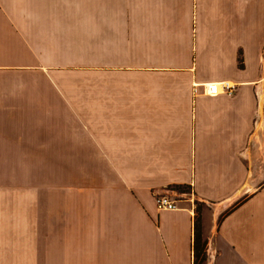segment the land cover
<instances>
[{
	"label": "crops",
	"instance_id": "0c3cea01",
	"mask_svg": "<svg viewBox=\"0 0 264 264\" xmlns=\"http://www.w3.org/2000/svg\"><path fill=\"white\" fill-rule=\"evenodd\" d=\"M0 264H264V0H0Z\"/></svg>",
	"mask_w": 264,
	"mask_h": 264
},
{
	"label": "built area",
	"instance_id": "2783aa9c",
	"mask_svg": "<svg viewBox=\"0 0 264 264\" xmlns=\"http://www.w3.org/2000/svg\"><path fill=\"white\" fill-rule=\"evenodd\" d=\"M237 91V84L231 81L208 83L207 93L211 96L225 94L232 96ZM157 208L160 210H175L178 208L177 200L167 193L157 194L155 196Z\"/></svg>",
	"mask_w": 264,
	"mask_h": 264
},
{
	"label": "rangeland",
	"instance_id": "374dc122",
	"mask_svg": "<svg viewBox=\"0 0 264 264\" xmlns=\"http://www.w3.org/2000/svg\"><path fill=\"white\" fill-rule=\"evenodd\" d=\"M186 190H187V188H186ZM58 193H59L58 191L53 192L52 205H60L61 198L58 196H55V194L58 195ZM21 195H27V194L22 193ZM20 200H21V202L24 201L25 204H36V205L37 204H43V198H39V197L34 199V198H29L28 196H21ZM35 200H36V202H35ZM67 200H73V199H70V198L66 199V200L62 199L63 203H61V204H66L65 201H67ZM21 204H23V203H21ZM196 205H197V207H201L200 204L197 203V201H196Z\"/></svg>",
	"mask_w": 264,
	"mask_h": 264
},
{
	"label": "trees",
	"instance_id": "16d2710c",
	"mask_svg": "<svg viewBox=\"0 0 264 264\" xmlns=\"http://www.w3.org/2000/svg\"><path fill=\"white\" fill-rule=\"evenodd\" d=\"M241 62V61H240ZM178 188L183 189L186 187H180L178 186ZM199 232H198V225H197V231H196V240H195V250H196V256L199 258L201 256V252H202V245H201V240H200V236H199Z\"/></svg>",
	"mask_w": 264,
	"mask_h": 264
}]
</instances>
